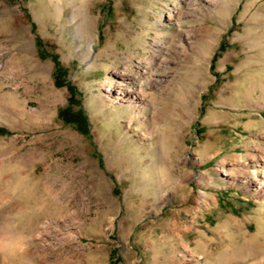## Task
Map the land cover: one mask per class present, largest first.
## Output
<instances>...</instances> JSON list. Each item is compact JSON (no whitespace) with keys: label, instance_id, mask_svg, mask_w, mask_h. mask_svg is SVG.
I'll list each match as a JSON object with an SVG mask.
<instances>
[{"label":"rangeland","instance_id":"obj_1","mask_svg":"<svg viewBox=\"0 0 264 264\" xmlns=\"http://www.w3.org/2000/svg\"><path fill=\"white\" fill-rule=\"evenodd\" d=\"M261 155L264 0H0V264H264Z\"/></svg>","mask_w":264,"mask_h":264},{"label":"trees","instance_id":"obj_2","mask_svg":"<svg viewBox=\"0 0 264 264\" xmlns=\"http://www.w3.org/2000/svg\"><path fill=\"white\" fill-rule=\"evenodd\" d=\"M39 45H41L40 41ZM51 57L53 58V61L55 63L56 84L59 87L65 86L70 93L69 106L64 108L60 112V116L66 123L77 125L83 134H88V120L84 111L81 108H79L78 111L73 110V107L75 105L79 106V102L76 101L78 95L77 89L65 79L67 72L65 68L62 67L59 59L54 55H52Z\"/></svg>","mask_w":264,"mask_h":264},{"label":"bare ground","instance_id":"obj_3","mask_svg":"<svg viewBox=\"0 0 264 264\" xmlns=\"http://www.w3.org/2000/svg\"><path fill=\"white\" fill-rule=\"evenodd\" d=\"M196 2L197 0H190V2ZM210 2H214L216 3V5H219L221 3L222 0H208ZM191 4V3H190ZM218 7V6H217ZM177 12V15H174L173 12H170L169 13V20H173L174 18H181L183 17V14L182 12H180L179 10L175 11ZM130 74V73H129ZM133 77V75H131ZM121 90V89H120ZM124 90L120 91L119 94H122ZM261 158V162H262V165H261V170H262V173H263V176H264V155H261L260 156ZM260 163V162H259ZM259 169V168H258ZM253 185H255L256 189L259 190L258 193L264 195V182H260V180H258L257 177H254L253 181H252ZM9 231V230H8ZM7 231V232H8ZM35 236V235H34ZM16 239V238H15ZM3 240V239H2ZM28 240V239H27ZM2 245L4 246L5 249H12L16 246V244L13 243L12 239L11 238H6L2 241ZM16 256V255H15Z\"/></svg>","mask_w":264,"mask_h":264}]
</instances>
